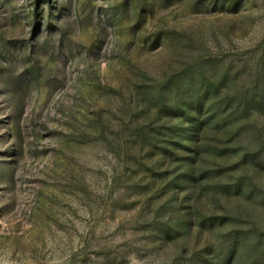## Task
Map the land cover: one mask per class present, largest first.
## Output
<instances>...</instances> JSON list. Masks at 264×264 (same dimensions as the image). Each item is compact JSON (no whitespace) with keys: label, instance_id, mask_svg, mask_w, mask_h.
I'll use <instances>...</instances> for the list:
<instances>
[{"label":"rangeland","instance_id":"obj_1","mask_svg":"<svg viewBox=\"0 0 264 264\" xmlns=\"http://www.w3.org/2000/svg\"><path fill=\"white\" fill-rule=\"evenodd\" d=\"M0 264H264V0H0Z\"/></svg>","mask_w":264,"mask_h":264}]
</instances>
